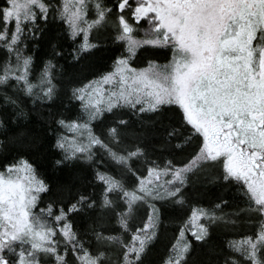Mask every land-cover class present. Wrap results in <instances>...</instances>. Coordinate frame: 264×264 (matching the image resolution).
Wrapping results in <instances>:
<instances>
[{
    "label": "snow or ice",
    "instance_id": "6c2138e0",
    "mask_svg": "<svg viewBox=\"0 0 264 264\" xmlns=\"http://www.w3.org/2000/svg\"><path fill=\"white\" fill-rule=\"evenodd\" d=\"M50 20L64 25L74 62L103 47L97 34L105 29L122 46L107 71L69 82L79 115L51 122L55 168L105 157L117 166L116 174L95 169L98 197L76 188L71 172L53 186L28 158L12 154L39 149L28 125L59 95L57 65L46 60L37 72L25 51ZM160 49L170 52L165 63L151 55L137 61ZM0 52V109H11L10 117L0 111V264H70L69 256L71 264H145L164 205L188 206L185 190L202 179L236 188L245 207L225 213L226 200L191 205L160 264H189L193 242L206 243L211 226L236 232L241 220L254 227L225 240L222 264H264V0H0ZM166 109L176 110L172 120L183 133L160 120ZM159 129L168 144L180 136L175 149L193 147L183 162L149 158L147 141ZM138 161L147 162L146 174ZM49 193H67L69 201L39 207ZM85 212L92 224L80 234L70 217Z\"/></svg>",
    "mask_w": 264,
    "mask_h": 264
},
{
    "label": "trees",
    "instance_id": "16d2710c",
    "mask_svg": "<svg viewBox=\"0 0 264 264\" xmlns=\"http://www.w3.org/2000/svg\"><path fill=\"white\" fill-rule=\"evenodd\" d=\"M106 3H111L112 0H105ZM142 25V23H141ZM141 25L137 27H141ZM43 29V37L39 41H27V48L25 51L34 55L35 58V71L43 66L46 60H53L57 65L55 69L56 80L59 88V95L57 100L46 108H40L43 113V119L39 114H33L31 122L28 127L34 136L41 140V146L37 150H22L20 152L14 151L13 155H24L32 163H34L42 178L47 180L53 186L60 180L65 179L71 172L78 179L76 181V188L85 193H95L98 197L100 194V186L93 183V173L97 167L101 171H110L116 174L118 171L117 166L109 161L106 157L103 162L99 159L96 163L74 162L63 171L55 168L54 161L59 158V153L52 149L51 145L54 143L55 136L52 129L56 126L51 123L53 119L66 117L74 119L79 115V105L76 102H69L68 89L71 86L69 82L75 84L81 77L92 79L94 75L99 72L107 71L111 65L112 60L120 54L122 46L115 44L111 41V29H105L102 34H97V38L105 41L103 47L95 51V53L83 57L79 62H74L71 58V51L74 44L67 38L64 31V25L59 21L50 20L47 23L40 22ZM57 44L58 50L62 55L55 56L51 47L52 43ZM35 45V46H34ZM153 56L161 63H165L170 58V52L167 49L150 50V52H141L138 57V62H143L146 56ZM4 58L3 52H0V60ZM9 95H13L15 90L8 89ZM2 95V93H0ZM21 100L25 101V110L31 109L33 106L27 103V98L21 96ZM39 107V106H37ZM5 117H10L11 109H0ZM175 109H166L160 120L164 125H174L183 133L185 129L179 127V122L172 120ZM125 118H129L125 114ZM132 123L136 125L135 117H132ZM147 119V117H145ZM111 123V117H107L103 123L98 124L96 131L99 133L105 130ZM139 126V125H136ZM14 127V125H13ZM180 139L178 135L171 144L166 143L165 133L163 129H159L155 138H149L148 156L157 162H163L167 159H172L176 163L183 162L187 156L192 152L193 147L188 146L185 150L181 151L172 147ZM134 167L139 170L141 174H146L147 162L138 161L134 163ZM134 178H129L127 181L132 184ZM59 193V189H56ZM76 189H73V195ZM189 205L181 208L176 205L166 204L162 208V223L159 230V237L153 245L149 254L145 259V264H160L162 258L165 256L168 245L172 242L178 229L189 215L191 205H201L203 207H211L213 204L220 200H226L228 203L223 206V212L232 213L240 208L245 207V201L241 197L240 192L234 187H228L222 184L209 183L206 180L194 182L189 188L185 190ZM59 199L63 204H67L69 196L65 193L63 196H53L51 193L42 194L41 203L39 207H46L50 200ZM57 204L56 207H59ZM143 212V209L141 210ZM70 219L73 222L75 230L83 234L92 224L91 217L88 213H74ZM254 227L247 225L243 220L238 225L236 232L226 231L223 225H213L210 227V236L206 243L199 244L193 242L194 250L189 258V264H217L219 260L222 264V254L226 253L225 240L232 238L236 235L244 234ZM86 242H87V238ZM189 239L191 237L189 236ZM72 257L69 256L71 264Z\"/></svg>",
    "mask_w": 264,
    "mask_h": 264
},
{
    "label": "rangeland",
    "instance_id": "374dc122",
    "mask_svg": "<svg viewBox=\"0 0 264 264\" xmlns=\"http://www.w3.org/2000/svg\"><path fill=\"white\" fill-rule=\"evenodd\" d=\"M141 27H143V22H142V25H141Z\"/></svg>",
    "mask_w": 264,
    "mask_h": 264
}]
</instances>
